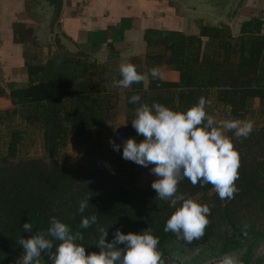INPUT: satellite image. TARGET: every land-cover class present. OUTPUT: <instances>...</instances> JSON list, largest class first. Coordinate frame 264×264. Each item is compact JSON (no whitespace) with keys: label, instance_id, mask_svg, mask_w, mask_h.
Listing matches in <instances>:
<instances>
[{"label":"trees","instance_id":"1","mask_svg":"<svg viewBox=\"0 0 264 264\" xmlns=\"http://www.w3.org/2000/svg\"><path fill=\"white\" fill-rule=\"evenodd\" d=\"M263 22L258 17H241L234 35L221 23H201L199 35L214 38L217 43L213 56L205 65L200 64L199 69L195 67L200 54L199 35L179 30H150L157 33L153 43L162 44L168 52L167 60L158 57L159 62L180 70L179 82L150 79V87L180 88L177 95L167 100L158 97L155 102L170 104L172 110L184 112L201 96L209 101L215 88V109L219 105L221 116L246 120L253 112L254 97L264 106ZM37 68L33 67L34 71ZM69 83L67 78L55 76L30 82L24 88H11L8 94L0 90V95L8 96L13 103L12 108L0 109V132L4 131L0 151V264H16L23 251L17 242L19 237L28 238L46 230L53 216L69 225L73 232H82L84 239L77 243L84 246L86 252L99 251L96 247L100 237L98 224L107 229L109 242L116 229L124 234L150 232L159 238L158 249L164 255L165 264L169 258L177 259L179 264H216L225 256H232L241 264L263 263L264 254L256 249L264 241V123H254V131L248 138L238 139L232 132H226L240 154L236 181L239 191L234 199H219L211 185L193 186L187 179L180 182L179 193L186 198L197 196V202L215 205L211 207L210 224L203 238L186 244L177 241L174 234L164 232L174 207L156 197L151 183L157 178L150 182L148 189L138 190L127 187L115 168H69L56 158L64 146L57 137L56 116L60 109L45 108L40 113L35 112L33 117L42 122L45 155L19 157L21 131L15 123L21 115V106L58 99ZM133 85L137 90L134 94L147 95L138 91L141 83ZM149 102L154 103L150 98ZM129 106L137 104L129 103ZM206 111L212 115L213 108L209 110L206 106ZM78 114L85 121L95 117L92 113ZM129 125V138L142 141L131 120ZM114 135L109 140H113ZM89 195L88 208L80 213L79 201ZM91 215L97 216V224L79 228L82 217ZM26 221L33 225L30 233L23 232L22 225ZM56 243L54 241V245ZM43 260L44 264H50L46 255Z\"/></svg>","mask_w":264,"mask_h":264},{"label":"crops","instance_id":"2","mask_svg":"<svg viewBox=\"0 0 264 264\" xmlns=\"http://www.w3.org/2000/svg\"><path fill=\"white\" fill-rule=\"evenodd\" d=\"M43 8L39 0H0V67L5 92L8 94L11 88H24L30 82L55 76L70 80L58 99L21 106V115L16 118L21 131V157L45 155L42 122L33 117L35 112L53 106L60 109L56 116L57 137L64 143L56 158L69 168H115L121 174L131 164L122 158L124 141L109 140L110 136L124 130L129 138V123L134 118L135 108L144 103L151 106L149 98L153 102L158 97L167 100L180 90L179 87H150L152 78L148 74L152 68L160 71V81L180 80V70L172 64L159 62L158 57L167 60L168 52L162 44L153 43L157 33L150 30H179L198 36L201 23H217L186 16L172 0H63L58 24L77 47L71 50L56 36L53 42L48 40ZM241 17H258L264 21V0H246L240 16L230 28L233 35ZM261 31L264 33V22ZM200 40V54L195 63L198 69L213 56L217 43L216 39L205 35H201ZM121 63H132L138 72L148 75V80L141 82L138 90L147 95H140L137 106L130 107L128 102L137 93L134 85L130 88L112 86L113 79L121 78ZM35 66L38 70L34 71ZM211 94L207 107L213 108L212 115L219 121L215 88ZM163 104L171 109L170 104ZM12 107L10 98L0 95V109ZM252 110V113L264 114L258 97L252 99ZM80 112L92 113L95 117L85 121L80 118ZM2 138L1 135V144ZM110 141L121 146L120 149L114 150ZM151 167L136 164L134 171L139 179L133 175L130 185L122 178L124 184L138 190L148 189L155 177L150 173Z\"/></svg>","mask_w":264,"mask_h":264},{"label":"clouds","instance_id":"3","mask_svg":"<svg viewBox=\"0 0 264 264\" xmlns=\"http://www.w3.org/2000/svg\"><path fill=\"white\" fill-rule=\"evenodd\" d=\"M120 79H113V87L130 88L134 83L162 79L157 68L148 75L137 71L132 63L119 65ZM139 94H133L128 102L138 104ZM209 101L204 96L184 112L174 111L160 103L151 106L140 104L134 110L131 125L143 140L128 138L122 145V158L139 166L152 165L150 173L157 177L151 183L156 197L168 201L174 211L166 220L164 232L175 235L177 241L192 244L202 239L210 224L211 207L179 193V184L187 179L193 186L211 185L221 200H232L238 193L240 154L232 138H248L254 131L252 120L223 119L217 121L206 111ZM114 150L121 146L110 141ZM91 195L79 201L78 211L84 213ZM97 224V216L82 217L79 228L87 229ZM23 232L30 233L33 225L28 221L22 225ZM100 233L96 247L99 251L86 252L77 241L84 239L82 232L75 231L55 216L49 220L46 230L37 231L28 238L19 237L22 248L16 264H44L43 255L50 264H165L158 249L159 238L148 231L122 233L116 229L113 238L107 241L108 232L97 224ZM54 241L58 242L54 245ZM43 254V255H42ZM168 264H179L169 258ZM216 264H241L232 256H225Z\"/></svg>","mask_w":264,"mask_h":264},{"label":"water","instance_id":"4","mask_svg":"<svg viewBox=\"0 0 264 264\" xmlns=\"http://www.w3.org/2000/svg\"><path fill=\"white\" fill-rule=\"evenodd\" d=\"M172 2L188 17L205 19L232 28L241 14L246 0H172ZM39 3L44 6L42 10L46 18L45 29L48 40L53 42L54 36H56L69 49H77L73 41L63 34L58 24L63 0H39ZM4 88L0 67V89Z\"/></svg>","mask_w":264,"mask_h":264},{"label":"rangeland","instance_id":"5","mask_svg":"<svg viewBox=\"0 0 264 264\" xmlns=\"http://www.w3.org/2000/svg\"><path fill=\"white\" fill-rule=\"evenodd\" d=\"M255 113V112H254ZM254 113H250L248 116H247V119L246 120H252L254 123L256 124H263L264 123V120H263V117H264V114H254ZM222 115V113L220 114V116ZM223 119H226V117H223L221 116V120ZM16 125H18V123H15ZM14 124V125H15ZM19 126V125H18ZM4 132V131H3ZM3 132H0V147L2 148V144H1V135ZM0 148V149H1ZM1 151V150H0ZM19 157H21V145H19ZM130 164H131V167L129 169H123L120 176L121 178H123L126 182V184H130L132 185V176L134 175V178L135 179H139L140 176H137L135 175V171L134 169L135 168V163L131 162L130 161ZM131 171V174H128V172ZM143 176V175H142ZM157 178V177H154V179ZM136 184V183H135ZM192 199L194 200H197V196L193 197ZM256 251L259 253V254H264V241L258 246V248L256 249ZM264 264V259H263V263Z\"/></svg>","mask_w":264,"mask_h":264},{"label":"built area","instance_id":"6","mask_svg":"<svg viewBox=\"0 0 264 264\" xmlns=\"http://www.w3.org/2000/svg\"><path fill=\"white\" fill-rule=\"evenodd\" d=\"M128 138V134L124 130L117 131L113 137L114 141L122 142Z\"/></svg>","mask_w":264,"mask_h":264}]
</instances>
